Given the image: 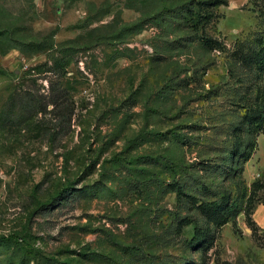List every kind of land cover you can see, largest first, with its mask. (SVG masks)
I'll list each match as a JSON object with an SVG mask.
<instances>
[{
  "label": "rangeland",
  "instance_id": "374dc122",
  "mask_svg": "<svg viewBox=\"0 0 264 264\" xmlns=\"http://www.w3.org/2000/svg\"><path fill=\"white\" fill-rule=\"evenodd\" d=\"M208 1L0 0V264H264V0Z\"/></svg>",
  "mask_w": 264,
  "mask_h": 264
},
{
  "label": "trees",
  "instance_id": "16d2710c",
  "mask_svg": "<svg viewBox=\"0 0 264 264\" xmlns=\"http://www.w3.org/2000/svg\"><path fill=\"white\" fill-rule=\"evenodd\" d=\"M256 1H260V0H256ZM222 2L219 1V0H214V1H208L204 4V7H217L219 5H221ZM201 9V8H199ZM262 10V9H261ZM202 12H197L195 11V18L193 20V24H194V27L195 29H197V27L202 24L203 22L207 21L210 19V14L209 13H202ZM179 15L183 16L184 18L188 17V23H192V8L190 6V4H186L182 7V9L180 10L179 12ZM260 15L264 18V12L261 11L260 12ZM187 22V21H186ZM190 23V25H191ZM192 26V25H191ZM198 40L201 42V45L212 51V50H216L217 48H220L219 46V43H217L216 41L214 40H211L207 37H205L204 35H201L200 37H198ZM194 40H196V37L195 38H192V37H183L182 39L178 40V41H175L174 43H176L178 45V47L184 45V44H187L189 42H193ZM183 41V42H181ZM258 46H259V49L257 50V53L250 59H252V61H255V70H257L258 72V75L257 76H263L264 75V37H260L258 39ZM242 57V55H241ZM243 58V57H242ZM244 62L245 61V58H244ZM246 80L250 81V79H247ZM259 82H253V81H250V84L248 85V88H259V87H256L258 86ZM61 91L58 92L56 96H53L51 101H50V105L53 107L52 109H55V110H59V112L61 113H65L68 114V116H70L72 114V109L67 105L65 104L64 102L66 100H68L66 98L65 101L61 102V98H62V95H64V90L63 89H60ZM262 95L258 96L257 97V100H256V103L258 105V110L256 111L255 115H252V117L249 118V124H250V127L253 128V132H256V135L262 133L264 134V88H261V89H257ZM263 96V97H262ZM67 106V107H66ZM68 109V111H67ZM236 156V152L235 151H232L231 152V155H230V159H234V157ZM224 205H220V206H215V212H214V218H219L221 213L224 212L226 209V204L223 203ZM185 223H183V225H187L189 224V222H186L184 221ZM209 237V233L207 231H195V234L193 236V239H192V242L194 243H204L205 240Z\"/></svg>",
  "mask_w": 264,
  "mask_h": 264
}]
</instances>
